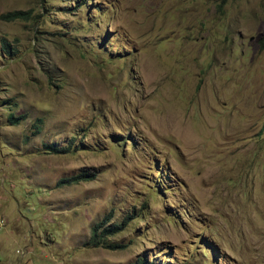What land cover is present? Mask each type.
<instances>
[{"label":"rangeland","instance_id":"374dc122","mask_svg":"<svg viewBox=\"0 0 264 264\" xmlns=\"http://www.w3.org/2000/svg\"><path fill=\"white\" fill-rule=\"evenodd\" d=\"M13 10L0 264H264V0H0ZM123 220L121 248L90 245Z\"/></svg>","mask_w":264,"mask_h":264},{"label":"trees","instance_id":"16d2710c","mask_svg":"<svg viewBox=\"0 0 264 264\" xmlns=\"http://www.w3.org/2000/svg\"><path fill=\"white\" fill-rule=\"evenodd\" d=\"M27 15H28L27 11L13 10L5 14H2L0 17L7 21H13L17 19H25L28 17ZM19 119H20L19 117H14L13 115H10L9 121L16 124L18 123ZM45 146H46V149H48L49 151L53 153L69 152L71 150L70 146L63 147V148H57L52 144H46ZM81 180H85V178L82 174L81 175L79 174L75 176H69L66 178H62L58 181V184L59 185L72 184V183L74 184V183H78ZM125 223H126V220H123L120 224H110L108 227H104V228H102L101 226L102 222L94 224L91 228V235L89 239L90 245L95 246V247L101 246V247H105L109 249L121 248L122 245L109 242L106 238V235L117 233L119 230L122 229ZM131 264H149V263L146 262L144 259L139 258L134 263H131Z\"/></svg>","mask_w":264,"mask_h":264}]
</instances>
